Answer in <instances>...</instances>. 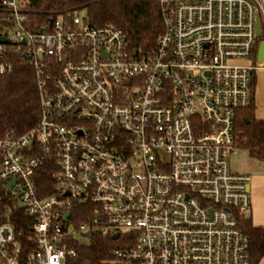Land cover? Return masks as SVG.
<instances>
[{
	"label": "built area",
	"instance_id": "obj_1",
	"mask_svg": "<svg viewBox=\"0 0 264 264\" xmlns=\"http://www.w3.org/2000/svg\"><path fill=\"white\" fill-rule=\"evenodd\" d=\"M30 1L0 0V74L10 52L28 61L41 110L0 138V264H69L92 234L126 242L116 264H250L237 218L251 176L230 156L264 69V0H159L163 32L135 53L120 28L76 10L36 22Z\"/></svg>",
	"mask_w": 264,
	"mask_h": 264
},
{
	"label": "trees",
	"instance_id": "obj_2",
	"mask_svg": "<svg viewBox=\"0 0 264 264\" xmlns=\"http://www.w3.org/2000/svg\"><path fill=\"white\" fill-rule=\"evenodd\" d=\"M30 18L46 22L51 15L59 12H84L89 22L96 26L111 24L120 28L127 36L133 53L150 49L163 32L159 0H31ZM2 12L0 11V23ZM12 69L0 74V138L6 135L18 136L36 125L40 119L38 90L34 70L25 59L11 52L7 55ZM251 103L236 112L234 134L236 147L244 148L251 158L264 161V121L254 116L253 83ZM247 119H242V114ZM52 170L44 165L34 178L40 195L50 194ZM75 222L85 220L73 210ZM15 228L19 240L25 243L31 234L26 220L19 215ZM238 226L249 237L250 264H258L264 256V227L254 226L248 214L237 218ZM126 244L121 236L92 234L88 240L76 245V255L69 264H116L113 251Z\"/></svg>",
	"mask_w": 264,
	"mask_h": 264
},
{
	"label": "crops",
	"instance_id": "obj_3",
	"mask_svg": "<svg viewBox=\"0 0 264 264\" xmlns=\"http://www.w3.org/2000/svg\"><path fill=\"white\" fill-rule=\"evenodd\" d=\"M253 81V113L257 119L264 121V73L258 78L255 75ZM231 168L236 172L247 173L251 176L249 184L251 206L248 215L254 226L264 227V161L245 159L242 163L241 160H234ZM258 264H264V256Z\"/></svg>",
	"mask_w": 264,
	"mask_h": 264
},
{
	"label": "rangeland",
	"instance_id": "obj_4",
	"mask_svg": "<svg viewBox=\"0 0 264 264\" xmlns=\"http://www.w3.org/2000/svg\"><path fill=\"white\" fill-rule=\"evenodd\" d=\"M80 15H84V12H80ZM248 61H250V60H248ZM248 61L247 60H239V61H237L238 63H242V64H246V63H248ZM264 73V69H260V70H256L255 71V74H254V76L256 75V77L258 78L259 76H261L262 74ZM246 114L244 113V114H242V119H247L248 120V117L247 116H245ZM247 150L246 149H244V148H236L235 150H234V152L231 154V156H230V162H231V164L233 163V161L235 160H237V161H239V160H241L242 161V163H243V161H245V159H253V158H251L247 153L248 152H246ZM242 157V158H241ZM241 158V159H240ZM82 242H85V240L84 239H82L81 240Z\"/></svg>",
	"mask_w": 264,
	"mask_h": 264
},
{
	"label": "water",
	"instance_id": "obj_5",
	"mask_svg": "<svg viewBox=\"0 0 264 264\" xmlns=\"http://www.w3.org/2000/svg\"><path fill=\"white\" fill-rule=\"evenodd\" d=\"M260 34V24H259V20H257L256 22V35L258 36ZM0 42H5V39L0 38ZM263 53H264V45L262 42L259 43L258 45V56H257V60L261 61L263 59ZM248 190H249V186H248ZM86 236L88 235V233L85 234ZM118 234H115L112 236L113 239H117Z\"/></svg>",
	"mask_w": 264,
	"mask_h": 264
}]
</instances>
